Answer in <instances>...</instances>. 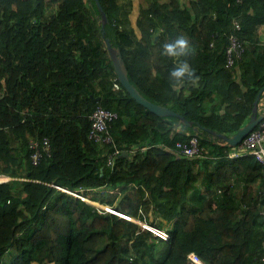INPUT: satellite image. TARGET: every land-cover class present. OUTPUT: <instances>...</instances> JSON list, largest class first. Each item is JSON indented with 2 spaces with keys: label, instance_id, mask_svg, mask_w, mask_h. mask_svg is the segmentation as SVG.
<instances>
[{
  "label": "trees",
  "instance_id": "1",
  "mask_svg": "<svg viewBox=\"0 0 264 264\" xmlns=\"http://www.w3.org/2000/svg\"><path fill=\"white\" fill-rule=\"evenodd\" d=\"M117 1L99 0L105 34L144 97L226 135L248 120L264 86V43L256 35L264 0H145L134 24L130 2L112 5ZM99 19L95 0H0V175L11 177L0 180V264H196L191 254L205 264H264L261 165L252 155L229 157L232 147L206 129L196 134L132 98L117 78ZM233 31L245 49L228 67ZM181 35L194 48L181 59L195 73L176 84L169 77L176 60L161 52ZM96 106L118 113L110 143L87 137ZM191 135L206 149L201 177L196 158L172 149ZM43 138L50 154L33 163L29 141ZM231 178L243 179L249 191L260 178L259 192L235 204L232 185L218 191ZM50 183L81 188L100 202L107 191L112 205L119 192L117 213L93 210Z\"/></svg>",
  "mask_w": 264,
  "mask_h": 264
},
{
  "label": "built area",
  "instance_id": "2",
  "mask_svg": "<svg viewBox=\"0 0 264 264\" xmlns=\"http://www.w3.org/2000/svg\"><path fill=\"white\" fill-rule=\"evenodd\" d=\"M240 1V0H238ZM234 31L241 29V25L237 20L233 21ZM229 33V43L225 49V63L226 66H232L241 59L244 49H245V40L238 37L235 32ZM113 86L119 88V83L114 79ZM118 117L116 111L109 110L102 106H96L95 109L89 114L90 127L87 132V137L97 143H110L112 138L109 134V129L115 122ZM30 148L33 149L31 153V159L33 163H37L39 158L42 155V152L47 155L50 154V144L49 140L43 138L42 142L31 139L29 141ZM173 151L176 154L186 157V158H195L202 157L205 155L206 149L203 145L200 144L199 139L196 135H191L186 141H178L173 146ZM119 149L114 148L107 156L106 164L110 167L114 164V159L118 155ZM229 157H242L244 155H252L255 160L262 167V189H261V203H260V214L263 219V230H264V114L259 122L250 130L239 143L232 146L230 152L227 153ZM7 177L6 179H10ZM3 179V180H6ZM50 185L74 196L80 198L81 200L89 203L93 206V210L98 212L110 211L114 212L113 209H109V206H105L101 203H97L96 200L89 198V196L82 193V189L70 190L65 187L57 186L52 183ZM145 227L146 225L143 224ZM154 233L167 238L168 233L163 229L152 228ZM192 259V257L190 256ZM193 260V259H192ZM261 261H264V251L263 255L260 257Z\"/></svg>",
  "mask_w": 264,
  "mask_h": 264
},
{
  "label": "water",
  "instance_id": "3",
  "mask_svg": "<svg viewBox=\"0 0 264 264\" xmlns=\"http://www.w3.org/2000/svg\"><path fill=\"white\" fill-rule=\"evenodd\" d=\"M95 3L97 5V8L100 13V31L101 34L104 37L106 47L108 49L114 70L117 74V78L120 81L121 85L125 88V90L131 95L132 98H134L138 103L143 105L145 108L149 109L150 111L156 113L160 116H175L179 119V122L192 126L194 132L196 134H200L202 129H206L209 133H211L212 137L217 139L219 142H226L229 145H236L241 141V139L254 128V126L258 123V121L262 118L263 114L258 113L257 110V104L258 100L260 98L261 93L264 91V86L260 88L258 91L254 102L252 106V113L249 116L248 120L241 125L237 131L232 133L231 135H226L225 133L218 132L211 130L205 126H202L199 122L193 123V121L188 120L185 118L182 114L173 111L172 109L168 108L167 106L154 103L144 97L137 88L130 82L128 75H127V68L124 62V59L122 57V54L120 52V49L117 46L112 45L111 40L108 36L105 34V25L108 23V17L99 2V0H95ZM99 97H96L98 99Z\"/></svg>",
  "mask_w": 264,
  "mask_h": 264
},
{
  "label": "clouds",
  "instance_id": "4",
  "mask_svg": "<svg viewBox=\"0 0 264 264\" xmlns=\"http://www.w3.org/2000/svg\"><path fill=\"white\" fill-rule=\"evenodd\" d=\"M161 54L164 56H167L169 58H174L176 60V65L173 67V69L169 73L170 80L174 81L176 84H182L186 80L192 79L194 77L195 70L190 66V64L187 62V60L181 59L182 57H188V56L194 54V48L190 44V41L188 40L187 37L181 35V36H178L177 38H175L174 40H172L170 42L164 43L162 45ZM260 97H261V95H260ZM260 99L261 98H259V100ZM259 100H258V102H259ZM222 143H226V142H222ZM230 146L232 147L234 145H230ZM244 156H247V155H244ZM202 157H195V158L201 159ZM210 158H213V157H210ZM234 158H240V157H234ZM114 212H116V211L114 210Z\"/></svg>",
  "mask_w": 264,
  "mask_h": 264
},
{
  "label": "crops",
  "instance_id": "5",
  "mask_svg": "<svg viewBox=\"0 0 264 264\" xmlns=\"http://www.w3.org/2000/svg\"><path fill=\"white\" fill-rule=\"evenodd\" d=\"M256 35L258 37V40H259V44H263L264 43V25H259L256 29ZM261 101L257 104V110H258V113H262L264 114V107L262 106V101L264 99H260ZM264 102V101H263ZM262 107V109H261ZM245 157V156H243ZM213 158H216V157H213ZM242 158V157H240ZM197 163H196V166H199L200 168L199 169V177H201V175L203 174L202 171H204V167L202 165V160L201 161H198V159L196 160ZM213 163H208V167L209 168H212L213 165H215L216 161H212ZM8 176H6L7 178ZM234 178V177H233ZM228 179L226 181H222L220 185H223L221 186L220 188H218V191L220 189H224L226 188L228 185H232L231 186V191H233V194L231 195L230 199L235 202V204H239L240 203V200L241 198L243 197V195H246V196H249L250 194L255 196L257 194V192H259V181L261 180L260 178H258V180H256L254 183H253V189L252 191H249V189L246 188V183L244 182L243 179H239L241 182L239 181H236V179ZM197 185H200L199 182H197ZM259 198V197H258ZM258 200V199H257Z\"/></svg>",
  "mask_w": 264,
  "mask_h": 264
},
{
  "label": "rangeland",
  "instance_id": "6",
  "mask_svg": "<svg viewBox=\"0 0 264 264\" xmlns=\"http://www.w3.org/2000/svg\"><path fill=\"white\" fill-rule=\"evenodd\" d=\"M130 2V5H131V7H130V9H129V17H130V21H131V24H134V22H135V19H136V17H137V14H138V9H139V6H141V5H144L145 4V0H118L117 2H113V4L112 5H117V3L119 2V3H121V4H125V3H129ZM261 99H264V96L261 98ZM261 100H259V102H260ZM264 101V100H263ZM262 101V106L264 107V102ZM258 102V103H259ZM261 109H262V107H261ZM201 160V159H200ZM199 161V160H198ZM212 161H214V160H211V162L210 163H213ZM197 163V162H196ZM3 179H6V176H3V175H0V180H3ZM120 193L119 192H117V194H116V196H115V199H114V201H113V205L112 204H108L107 203V199L108 198H110V194H108L107 195V191L105 192V194H103V195H100L98 198L99 199H102V200H104V201H102V202H104V203H102V202H100V201H96L97 203H101V204H103V205H105V206H109L110 208L109 209H112V208H114V205L115 204H117V201H118V199L120 198V196H121V194L119 195ZM133 219H136V222H138L139 224H144V225H146V222L144 221V220H139V219H137V218H135V217H132ZM171 224H172V222H170V223H168V224H166L165 226L167 227V228H170L171 227ZM163 230H165V229H163ZM31 264H38L37 262H35V261H33ZM205 264V263H204Z\"/></svg>",
  "mask_w": 264,
  "mask_h": 264
},
{
  "label": "bare ground",
  "instance_id": "7",
  "mask_svg": "<svg viewBox=\"0 0 264 264\" xmlns=\"http://www.w3.org/2000/svg\"><path fill=\"white\" fill-rule=\"evenodd\" d=\"M191 257L196 264H204L196 255L191 254Z\"/></svg>",
  "mask_w": 264,
  "mask_h": 264
}]
</instances>
